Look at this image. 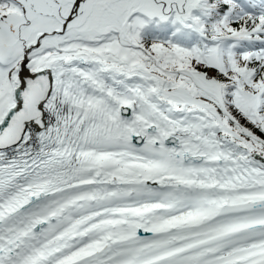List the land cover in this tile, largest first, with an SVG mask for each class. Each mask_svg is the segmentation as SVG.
<instances>
[{"label":"snow or ice","instance_id":"1","mask_svg":"<svg viewBox=\"0 0 264 264\" xmlns=\"http://www.w3.org/2000/svg\"><path fill=\"white\" fill-rule=\"evenodd\" d=\"M0 264H264V0H0Z\"/></svg>","mask_w":264,"mask_h":264}]
</instances>
